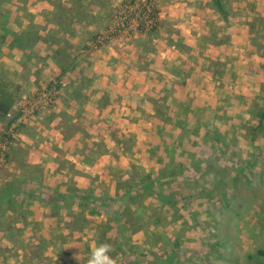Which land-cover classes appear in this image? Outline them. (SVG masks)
<instances>
[{
    "label": "rangeland",
    "instance_id": "1",
    "mask_svg": "<svg viewBox=\"0 0 264 264\" xmlns=\"http://www.w3.org/2000/svg\"><path fill=\"white\" fill-rule=\"evenodd\" d=\"M223 2L226 21L211 0H0V24L16 33L32 27L39 37L23 51L10 48L11 36L0 47V101L9 107L0 117V187L32 178L13 205H1L0 264H85L99 227L122 210L110 166L156 172L167 148L186 169L181 220L147 201L165 220L155 228L151 219L145 234L119 232L122 249H152L157 229L175 231L178 264H264V128L252 134L264 108V0ZM131 51L155 86L138 90L131 79L125 92L107 90V72L127 66ZM66 57L74 69L61 74L55 60ZM94 65L100 77L90 74ZM170 71L179 74L170 79ZM134 89L152 95L133 98L145 140L102 157L108 108L115 120ZM70 181L88 190L87 203L68 198ZM49 192L59 193L57 208L45 203ZM151 214L135 217L147 222Z\"/></svg>",
    "mask_w": 264,
    "mask_h": 264
},
{
    "label": "trees",
    "instance_id": "2",
    "mask_svg": "<svg viewBox=\"0 0 264 264\" xmlns=\"http://www.w3.org/2000/svg\"><path fill=\"white\" fill-rule=\"evenodd\" d=\"M211 1L213 9L220 15L222 20L226 21L228 11L223 0ZM37 34L38 33H36L35 30L32 29V27H27L23 30H20L19 33H16L9 27L5 28L3 24H0V47L5 42H7L8 38L11 36L12 41L9 44L10 48H16L21 51L26 50V48H29L35 44V42L39 38ZM60 52L61 51L56 52L57 54L55 56L58 57L60 54H62ZM262 57L264 59V46L262 47ZM55 62L57 63L58 68L61 70V74H64L67 70L72 71L74 69V67H72L68 63L67 57L65 58V60L62 58L59 60H55ZM172 71H170V74L173 77L174 74L172 73ZM178 74L179 73H177V75ZM181 82L183 83L184 80H182ZM182 91L184 92L181 95L182 104L185 105L183 103L185 101V99H183V95L186 92L183 88ZM8 114L9 107L6 106L2 101H0V117L6 118ZM257 119L258 124L253 129L252 134H256L259 130H262L264 128V108L259 114H257ZM11 124L12 122H9L8 125ZM119 134H113V140L110 145L101 143L106 148L104 154H111L114 149L120 148L122 146L124 147L125 145L127 147H133L134 145H136V139L134 135H129V139L121 137L120 141L117 137L119 136ZM120 135L123 136L122 134ZM4 137L5 135H3V138ZM97 144L98 143H95V145ZM165 155L166 162L164 166L160 167V169H158L156 172H150L148 174L139 172L134 164L128 165V167L124 169L122 174L117 173L118 167L121 169L118 163L114 167L110 166L111 173L109 176L116 182L117 198L123 204V206L122 210H120L113 217H109L108 219H106L102 223L101 227H99V229L102 228V231L99 232L98 230V235L96 236L95 240V247L103 243L112 245L114 251L110 255L112 257L120 254L123 255L126 260L125 262H122L123 264H178L176 257L177 251L179 249V240H175V231L171 234L164 233L161 234L162 236H158L159 233L157 232L159 231L156 229L153 231L154 233L151 235L152 237H150V240H153L152 243H154V246L152 245V243H150L152 245V249L147 250L143 247L130 245L128 254L122 249L123 247H121L122 245L120 244L118 238L119 232H124L127 230L133 235L139 233L140 231H143L144 234L147 233V231H149V229H147L148 225L150 224L149 221H153L152 225H154L155 228L160 227L161 221L165 220L164 216L162 217V215L165 214H161L156 217V215L153 214L154 209L149 210V208L146 206L145 203L147 201L151 202V204H148L150 208L152 207V202H154V204L159 203L160 209H162L164 212L170 214L171 211L173 212L172 214L176 216L174 218V221L181 220L179 219L181 217L178 214L176 205L178 204L177 196H182L183 193L181 192L179 179L180 176L186 172V169L179 167V165L172 164V159H174V157H177L173 149L167 148V150L165 151ZM218 169L215 166L213 167V170L215 171ZM30 182H32L31 177L18 175L13 177L10 181L0 187V209L1 205L3 204H6L7 206L13 205V199H17L20 195H22L23 186ZM70 183L71 181L64 184L67 192L69 193L68 198L73 199L78 203H87L88 199L91 197L88 190H84L76 186L74 187L73 184ZM187 192L190 193L191 191ZM45 195V203H47L48 206H50L51 208H57V206H59L57 199L60 196L59 193L49 192ZM135 206L137 208L134 211L133 207ZM151 211L152 214L149 216V220L147 222L145 221V219L139 220L135 217V214L137 212H140L143 216L145 212L150 213ZM151 219L153 220L151 221ZM169 247L172 249V251L168 250ZM93 250H87L88 257H85V264H87L90 253ZM258 254L264 256V251H258Z\"/></svg>",
    "mask_w": 264,
    "mask_h": 264
},
{
    "label": "crops",
    "instance_id": "3",
    "mask_svg": "<svg viewBox=\"0 0 264 264\" xmlns=\"http://www.w3.org/2000/svg\"><path fill=\"white\" fill-rule=\"evenodd\" d=\"M126 48H128V47H126ZM172 50H174V48H172ZM114 54L117 56V58L120 57L119 54H117V53H114ZM174 54H177V53H174ZM132 55H134V51H131V56H129L128 60L124 61L125 63L128 62L127 63L128 64L127 66L120 67L118 71L109 70V72H107L106 76H108L109 79H105V77H104V82L107 84V87H106L107 90H111L113 92V90L116 89V93H119L117 91V89H120L121 91L125 92L126 86H129V80H131V79L133 80L132 81V84L134 86H137L138 87V90H143L144 88H145V90L146 89L149 90L148 88H151L152 89L155 86V84H151V83H150L151 85H149V79H148L149 76L147 75L149 73L150 74H153V72L152 71L144 70L141 67H139L140 65L137 63V59L136 58L134 59L133 58L134 56H132ZM96 70H97V68L95 67V65L93 67L90 66V74L94 72L93 75L95 77H100V75H102V73L101 74L100 73L97 74L96 73ZM70 72H73V70L70 71ZM113 73L114 74H119L120 76L121 75L124 76L123 80L122 81L112 80L113 77H110V76H113ZM126 73L129 74V76H127ZM160 73H162V72H160ZM167 74L170 76L169 77L170 79L171 78H173V79L175 78L174 76L172 77V75L170 74V72L167 73ZM125 76H127V77L125 78ZM134 77L137 80V82H139V83H135V81L133 79ZM95 84H96L95 88L96 87L98 88L100 86V84L104 85L101 81L100 82H95ZM137 87L135 89H137ZM135 89L132 92H130V94L128 92V93H126V95H124V99L127 100L125 102H127L126 105L128 107L127 108H124L123 110L119 109L121 111H119V110L116 109V111L119 112L118 113L119 115H117V117H116L115 120H113V116H114L113 113H110L111 112V109L108 108L109 113L106 115V117H107L108 120H112V123H111V125L109 127L110 129L105 130L103 132L104 133L103 141L106 144H109L110 145V142H112V140H113V134H114L113 132L115 131V129L116 130L119 129V132L123 133L124 135H126V134L134 135L135 136V139H136V142H138V144L136 146L134 145V148L135 149H137V148H139L141 146V143H139V142H142V140H145L144 139V136H142V133L143 132L142 131L140 132V126H141L140 123L137 122L134 119V113L136 111H134V108L132 107V106H134L133 105V98H134L135 94H138V96H142L141 93L138 92V91H135ZM107 90H105V92ZM108 93L111 94V92H108ZM144 94L147 95L146 97H145V95L142 96L144 102L146 103V102H148L147 99L149 98V96H152V95L151 94H147V93H144ZM180 94L182 95L183 93L181 92ZM189 94H190V92H189ZM173 96H177V95L174 94ZM136 98H138V97H136ZM104 99H105V94L104 95H99L98 102H100L101 100H104ZM174 99H175V97H174ZM178 103H182L181 98L178 99ZM177 106H179V105H177ZM131 125L135 126V128H133ZM131 127H132V129H131ZM61 134L63 135L62 132H61ZM77 134L78 133H76V137L75 138H76V140H79L80 139V136H77ZM124 147L127 148L126 145ZM124 147H123V149H124ZM129 148H131V147H129ZM161 153H163V152L161 151L159 154H161ZM110 155L111 154H104L102 157H105V156L106 157H110ZM79 156H81V155H79ZM162 156H163L162 157V161L165 164V162H166V155H164V153H163ZM84 163L85 162H83V160H81L79 162V164H82V165H79V166H83ZM215 167L218 169V166L217 165H215Z\"/></svg>",
    "mask_w": 264,
    "mask_h": 264
},
{
    "label": "clouds",
    "instance_id": "4",
    "mask_svg": "<svg viewBox=\"0 0 264 264\" xmlns=\"http://www.w3.org/2000/svg\"><path fill=\"white\" fill-rule=\"evenodd\" d=\"M113 251L112 245L100 244L90 253L87 264H116V260L110 255Z\"/></svg>",
    "mask_w": 264,
    "mask_h": 264
}]
</instances>
